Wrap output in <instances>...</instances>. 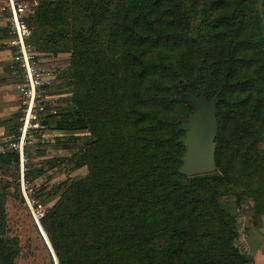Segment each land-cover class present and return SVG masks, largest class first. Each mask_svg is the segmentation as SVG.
<instances>
[{
  "label": "trees",
  "instance_id": "trees-1",
  "mask_svg": "<svg viewBox=\"0 0 264 264\" xmlns=\"http://www.w3.org/2000/svg\"><path fill=\"white\" fill-rule=\"evenodd\" d=\"M36 2L30 42L35 48L39 29L56 47L73 2ZM82 2L91 25L74 37L75 110L47 122L57 130H90L83 153L89 173L41 219L52 250L21 192L18 154L0 153V170L13 177L5 183L18 190L0 207V264H56L54 255L58 264H254L236 243L238 217L221 197L237 195L242 178L251 182L253 171L264 169V33L257 0H210L214 18L196 36L185 0ZM109 17L114 26L106 47L95 51L98 27ZM4 33L9 39L7 27ZM169 48L179 51L177 66L165 61ZM104 98L109 104L100 108ZM198 98L215 105L218 171L190 175L182 170L184 134L188 103L198 105ZM163 102L177 113L163 114ZM30 167L25 179L34 183ZM260 179L256 226L264 223Z\"/></svg>",
  "mask_w": 264,
  "mask_h": 264
},
{
  "label": "rangeland",
  "instance_id": "rangeland-1",
  "mask_svg": "<svg viewBox=\"0 0 264 264\" xmlns=\"http://www.w3.org/2000/svg\"><path fill=\"white\" fill-rule=\"evenodd\" d=\"M73 3L69 5V9L65 14L62 24V30L65 33L64 38L56 47H51L42 40L39 29L35 30L36 42L35 48L41 58V64L44 68L54 70L58 74V80L53 87L54 98L50 101L51 105H56L59 113L73 112V98L79 87V83L75 81L71 70L72 52L76 49V40L74 37L78 30L87 28L91 25L90 20L85 12V0H71ZM210 0H185L188 8V27L191 36H196L199 32L208 29L214 18V11L207 9V3ZM2 0H0L1 6ZM257 7L261 16V27L264 33V0H257ZM114 26L112 17L109 22L98 27V35L101 41L97 44L95 51H100L106 47L108 35ZM5 21L0 12V62H7V69L12 71L9 62L12 61L11 47L4 33ZM121 55V54H120ZM167 63L177 66L181 61L179 51L169 48L165 53ZM125 60V59H123ZM16 76V75H14ZM15 79V78H13ZM10 88L7 92H3L0 100V142L6 137L14 134L15 126L18 123L19 96H17L18 78L10 82ZM15 83V84H14ZM17 93V94H16ZM102 99V95L100 96ZM205 98V97H204ZM204 98H198L200 110H208L211 115L217 118L216 111L212 107V101H204ZM108 99L104 98L100 108H106ZM192 111L186 118L190 120L199 110L191 103H188ZM163 114H170L172 111L177 113V108L168 102H163L161 106ZM90 133L89 129H79L76 131L57 130L53 132L49 139L44 142L32 146L29 152L30 165L33 169L34 184L40 188L39 198L43 201L46 208L53 207L65 192L70 188L73 181L85 178L89 173V168L83 158L86 150V138L84 134ZM191 129L186 130L184 137L190 136ZM260 147L264 151V132L262 133ZM216 148V142H215ZM186 154V152H185ZM184 166V161H183ZM218 171V169H217ZM245 172H243L244 174ZM253 179L244 177L236 187L238 190V198L240 201V209L236 208L237 195L226 194L221 197L222 204L233 214L238 217V225L240 229V237L237 240L238 247L254 259V264L264 259V223L262 226L253 224V211L257 206V198L263 194L260 189L261 176H264V169L253 171ZM7 174L0 170V207L3 206L4 196L7 194H18L15 184H6ZM263 188V187H262ZM261 190V191H260ZM4 207V206H3ZM2 207V208H3ZM1 219H0V229ZM42 230V229H41ZM45 242L52 246L48 234L42 230ZM51 248V247H50ZM52 249V248H51ZM55 262L58 264V259Z\"/></svg>",
  "mask_w": 264,
  "mask_h": 264
},
{
  "label": "built area",
  "instance_id": "built-area-1",
  "mask_svg": "<svg viewBox=\"0 0 264 264\" xmlns=\"http://www.w3.org/2000/svg\"><path fill=\"white\" fill-rule=\"evenodd\" d=\"M36 5V0H33ZM32 0H2L0 12L10 38L15 75L18 78L19 126L17 134L6 137L0 142V153L15 152L19 156V180L23 197L36 222L41 225L47 208L37 196L40 188L25 179L31 170L29 152L34 145L49 139L57 129L51 127L47 119L59 114L56 105H51L54 98L52 89L58 80L54 70L46 69L41 58L30 42L33 28L28 22ZM9 181L12 175H5Z\"/></svg>",
  "mask_w": 264,
  "mask_h": 264
},
{
  "label": "water",
  "instance_id": "water-1",
  "mask_svg": "<svg viewBox=\"0 0 264 264\" xmlns=\"http://www.w3.org/2000/svg\"><path fill=\"white\" fill-rule=\"evenodd\" d=\"M211 105L214 108V103ZM194 106L199 111L188 120L190 124L188 129H191L192 133L185 137L186 154L182 170L190 175L215 172L217 171L215 141L219 132L218 121L208 110H200V104ZM40 228L43 230L42 225ZM50 247L53 250L51 245Z\"/></svg>",
  "mask_w": 264,
  "mask_h": 264
},
{
  "label": "crops",
  "instance_id": "crops-1",
  "mask_svg": "<svg viewBox=\"0 0 264 264\" xmlns=\"http://www.w3.org/2000/svg\"><path fill=\"white\" fill-rule=\"evenodd\" d=\"M9 63L13 65L12 71L7 69V65H8L7 62H0V100L2 99L3 92H7V90L10 88V85H11L10 82L13 81V78L15 75L14 62H9ZM0 115H1V112H0ZM257 264H264V259L260 260V262H257Z\"/></svg>",
  "mask_w": 264,
  "mask_h": 264
}]
</instances>
